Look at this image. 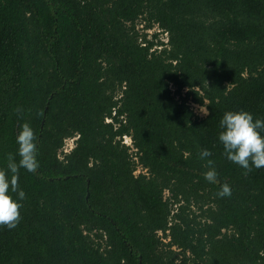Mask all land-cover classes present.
<instances>
[{
    "label": "trees",
    "instance_id": "16d2710c",
    "mask_svg": "<svg viewBox=\"0 0 264 264\" xmlns=\"http://www.w3.org/2000/svg\"><path fill=\"white\" fill-rule=\"evenodd\" d=\"M227 111L264 120V0H0V168L25 123L39 163L0 264H264V168L223 155Z\"/></svg>",
    "mask_w": 264,
    "mask_h": 264
},
{
    "label": "clouds",
    "instance_id": "9594fccd",
    "mask_svg": "<svg viewBox=\"0 0 264 264\" xmlns=\"http://www.w3.org/2000/svg\"><path fill=\"white\" fill-rule=\"evenodd\" d=\"M19 112L20 110H17L18 118ZM219 128L218 141L228 161L242 168L244 175H248L254 168H264V135L261 134L264 132V120H254L246 111H227L219 121ZM37 139L29 124H23L16 135L18 147L15 155L9 154L6 167L0 168V227L12 230L20 222L22 204L18 201L25 198V193L20 189L19 171L24 169L33 174L37 172ZM199 155L201 159H205L212 153L202 150ZM213 165L212 160L206 161L205 167L209 170L204 173V179L209 183L219 184ZM13 194L17 199L13 198ZM216 195L220 198L229 197L230 186L226 183L220 185Z\"/></svg>",
    "mask_w": 264,
    "mask_h": 264
},
{
    "label": "rangeland",
    "instance_id": "374dc122",
    "mask_svg": "<svg viewBox=\"0 0 264 264\" xmlns=\"http://www.w3.org/2000/svg\"><path fill=\"white\" fill-rule=\"evenodd\" d=\"M141 26H142V24L141 23H136L135 24V26H134V31L137 33V35H138V37H139V39L137 40L138 42H139V40H140V34H145V39H147V40H150V38H151V34H153V33H155V32H157V29H156V27H152V28H150L149 30H141ZM156 40H160V41H162V42H165V35L163 34V33H159V34H157V39ZM116 96V95H115ZM116 98H118L117 96H116ZM191 106V105H190ZM192 110H193V112L195 113V115H197L198 117H202L204 114H205V111H204V109L203 108H199V109H197V107L196 106H192ZM73 141V139H71V140H69L68 142H70L69 144V147L72 145V142ZM125 141V142H124ZM130 141H128V139H127V137L126 138H124V137H122L121 139H120V143L121 144H125L124 146H126V145H128V146H130V143H129ZM67 150H68V147L67 146H65L64 148H63V150H62V152L63 153H65V152H67ZM138 173H140V171H139V169L138 168H136L135 169V171L133 172V174L134 175H136V174H138ZM159 235V234H158ZM163 242H166V240L165 239H163ZM170 250L171 251H174V252H176L177 250L174 248V247H172V248H170Z\"/></svg>",
    "mask_w": 264,
    "mask_h": 264
},
{
    "label": "built area",
    "instance_id": "2783aa9c",
    "mask_svg": "<svg viewBox=\"0 0 264 264\" xmlns=\"http://www.w3.org/2000/svg\"><path fill=\"white\" fill-rule=\"evenodd\" d=\"M105 122H107V120H106ZM68 141H69V140H68ZM68 141L66 142V144L64 145V147L67 146L68 149H69L71 146L69 147V145H70L69 143H70V142H68ZM124 142H125V141H124ZM71 143H72V142H71ZM64 147H63V148H64Z\"/></svg>",
    "mask_w": 264,
    "mask_h": 264
},
{
    "label": "water",
    "instance_id": "95a60500",
    "mask_svg": "<svg viewBox=\"0 0 264 264\" xmlns=\"http://www.w3.org/2000/svg\"><path fill=\"white\" fill-rule=\"evenodd\" d=\"M42 123V122H41Z\"/></svg>",
    "mask_w": 264,
    "mask_h": 264
}]
</instances>
